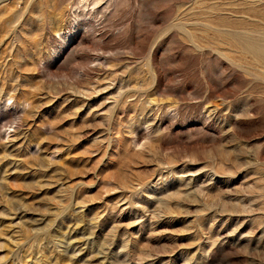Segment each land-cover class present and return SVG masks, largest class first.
<instances>
[{
    "label": "rangeland",
    "instance_id": "374dc122",
    "mask_svg": "<svg viewBox=\"0 0 264 264\" xmlns=\"http://www.w3.org/2000/svg\"><path fill=\"white\" fill-rule=\"evenodd\" d=\"M263 45L264 0H0V264H264Z\"/></svg>",
    "mask_w": 264,
    "mask_h": 264
},
{
    "label": "bare ground",
    "instance_id": "6f19581e",
    "mask_svg": "<svg viewBox=\"0 0 264 264\" xmlns=\"http://www.w3.org/2000/svg\"><path fill=\"white\" fill-rule=\"evenodd\" d=\"M252 40V39H251ZM257 42V41H256ZM250 43H251V41H250ZM253 43H254V41H253ZM253 43L252 44H250V45H253ZM247 46H248V42H247ZM246 46V47H247ZM250 47V46H249ZM248 47V48H249ZM247 49V48H246ZM250 50V49H249ZM254 50H255V52L257 53V54H259L261 57H263L264 56V45L263 46H259V47H257V48H255L254 47ZM253 54H254V52H253ZM259 57V56H258ZM257 58V57H256ZM261 59V58H260ZM263 60V59H262Z\"/></svg>",
    "mask_w": 264,
    "mask_h": 264
}]
</instances>
